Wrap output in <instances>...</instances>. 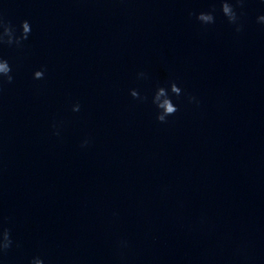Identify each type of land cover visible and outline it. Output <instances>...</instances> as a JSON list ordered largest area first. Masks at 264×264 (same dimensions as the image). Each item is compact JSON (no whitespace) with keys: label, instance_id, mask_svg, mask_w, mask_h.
Wrapping results in <instances>:
<instances>
[{"label":"clouds","instance_id":"obj_1","mask_svg":"<svg viewBox=\"0 0 264 264\" xmlns=\"http://www.w3.org/2000/svg\"><path fill=\"white\" fill-rule=\"evenodd\" d=\"M247 0H220V12L226 18L227 22L234 27L236 33L243 31L244 25L242 18L245 15L244 7ZM216 9L212 7L208 11H200L199 13H189V15H195L196 20L200 23L202 27L213 25L216 22L215 16ZM257 23L264 25V14L259 15L257 18ZM31 24L28 20H23L20 22L19 30L11 23L5 19L4 13L0 11V46L15 45L18 48L24 46V42L28 40L31 34ZM13 68L7 59L3 56H0V93L4 90L5 84H11L14 80ZM141 77L144 76V73L139 74ZM45 76V70H36L33 73V79L40 80ZM130 95L134 99L140 101H146L148 98L146 96H140V93L135 89L130 91ZM184 95H187L184 90L178 86L174 80L167 82V86L158 85L152 98L151 103L156 108V120L160 123H167L168 118L175 116L179 111V106L177 103L173 102V97L177 100ZM190 101H194L196 98L193 96H188ZM197 103H199L197 101ZM73 112L80 111V105L74 104L72 106ZM62 122H53L54 134L59 136V127ZM89 143V140L85 139L81 143V147H86ZM13 239L11 236V230L7 227H4L0 224V258L7 255L8 251L13 246ZM19 245H17L18 247ZM128 242L126 240H121L119 242L120 249L127 248ZM122 254V253H121ZM29 264H44V261L39 257H33Z\"/></svg>","mask_w":264,"mask_h":264}]
</instances>
